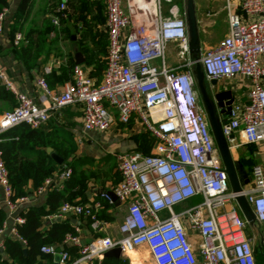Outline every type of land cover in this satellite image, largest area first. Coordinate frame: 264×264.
<instances>
[{
	"label": "built area",
	"instance_id": "obj_1",
	"mask_svg": "<svg viewBox=\"0 0 264 264\" xmlns=\"http://www.w3.org/2000/svg\"><path fill=\"white\" fill-rule=\"evenodd\" d=\"M171 0H103L104 31L107 38L105 67L97 82L86 69L76 65L72 82L59 93L49 89L45 67L37 77L36 86L42 94L37 104L16 91L13 83L0 70V88L9 92L14 108L0 117V134L19 125L32 129L45 125L61 115L67 107L80 113L82 134L91 131L105 133L117 121L128 124L135 117L155 139L153 154L137 150L116 156L120 183L113 193L116 201L126 203V215L120 224L122 237L114 241L108 236H96L84 244L77 235L67 233L60 250L54 245L42 246L44 255H59L58 264H67L65 249H78L79 257L71 264H101L103 255L120 248L126 253L145 246L154 264H256L247 223L235 204V194L227 177L207 121L191 72L184 19L177 5H170L167 16L162 2ZM228 32L214 47L201 50L199 63L207 83L215 80L237 81L245 89V99L233 100L229 116L221 122L230 151L236 147L237 132L243 145H264V0H240L239 10L231 0H225ZM68 0H58L53 26L66 10ZM236 9V11H234ZM8 7L0 11V34ZM51 32L49 36L54 37ZM23 40L15 33L13 46ZM176 43L179 61L168 66L165 61L167 44ZM158 64H156V62ZM214 93L215 87H211ZM156 112V115L154 113ZM229 136L233 138L228 139ZM4 139L0 138V142ZM65 169L58 176L61 184L69 179ZM52 179H45L37 188L42 195ZM0 191L4 208L11 219L8 234L6 224L0 227V250L5 237L26 241L17 232L24 219L16 214L29 202L26 196L12 199L7 170L0 149ZM255 216V223H264V167L251 168L249 183L242 189ZM199 197L192 207L187 203ZM102 198L112 203L109 196ZM99 204H64L57 215H81L89 220L95 233L103 231L95 208ZM183 207L175 212V207ZM187 231L196 233L200 243L195 254L187 239Z\"/></svg>",
	"mask_w": 264,
	"mask_h": 264
},
{
	"label": "crops",
	"instance_id": "obj_2",
	"mask_svg": "<svg viewBox=\"0 0 264 264\" xmlns=\"http://www.w3.org/2000/svg\"><path fill=\"white\" fill-rule=\"evenodd\" d=\"M19 1L20 0H9L7 6L8 14L4 25V31L2 34H0V70L8 79L11 80L16 91L28 96L35 103L40 104L42 94L36 86V79L43 73V69L49 66L51 70L49 74L45 75L46 83L51 91L56 93L61 92L66 84L72 82V69L74 66H76V53H79L81 55V59L83 60V62L80 64V66L86 69L88 75L95 79L97 82L101 79L102 72L105 66L106 47L103 57V69L99 70L98 73L95 64H91L88 61L90 57L83 54L82 50L78 48V45L74 41L75 37L73 36L68 37V39H66L65 35H57L56 37L54 35L55 38H51L49 36V38L53 40L51 42H46V51L37 61L36 67L32 69L25 68L16 59L15 56L14 47L19 46L20 43L17 46H13L14 34L20 33L23 36L26 31L33 29L36 30L39 27L37 26L38 24L32 22V19H30L29 16L22 22L20 30L16 31L14 34L11 33L10 25L13 22L12 20ZM34 1L35 0H33V3ZM37 1L41 2V16H46V11H44V9L46 10V8L44 6L47 0ZM100 1L103 5V1ZM208 1L216 3L217 1L220 2L225 0ZM232 1V4L234 6L237 5V13L241 14L239 10L240 0ZM69 2L70 0H68V5ZM206 3L210 5L208 2ZM220 7L218 8L219 10H216L212 5H210L205 9V13L207 16L211 15L218 18L220 11L223 9L226 10L224 6H222L221 8ZM234 11H236V9ZM241 16L243 17L242 14ZM197 20L198 29H200V21L198 16ZM208 25L211 27V24ZM222 26L225 27V30L222 35L218 37V39L214 41L211 40L208 42V44L205 45L203 44L202 38H200L201 50L203 48L204 50H207L214 47L220 40L226 37L228 32L227 17L226 23H224ZM101 28L106 38V34L104 31V21ZM222 90H229L231 92L232 99L235 101L242 102L245 99V89L237 87L236 80L222 81L217 83V85L215 86V91L217 92ZM11 96V94L8 96L0 94V117L5 112H9L14 108L15 101L13 96ZM154 115H156V112L154 113ZM65 119L68 124H64L62 129L66 136L70 137V141L66 144L64 150L65 158L57 155L54 151L50 152V156L52 154H55L62 159V162L59 165L56 163V161H54V159L51 158L59 167L55 172H53L51 177H49L50 179H52L51 184L46 188L45 192L42 195L36 194L37 189L34 191L29 189V195L26 196L29 202L21 206L16 214H19V212L30 206H44L46 203L47 193L54 189H62L65 182L68 180H65L61 184L57 176L65 169H69L72 173V187L70 189V193L66 196L67 200L63 201L60 204L59 208L64 204L93 206L98 203L99 206L95 208V211L97 216L98 213L100 214L101 218L98 217V219L103 225V231L100 233L93 232L90 228L89 220L81 215L69 214L60 217L59 215H57L59 208L55 213L43 218L41 229H47L54 222L66 221L71 228L70 233L77 235L84 244H89L96 236H108L112 240L117 241L122 237L119 227L126 215L127 204L119 203L118 201L114 203L112 202L110 204L102 198L103 194L107 195L108 191L113 192L120 183V176L116 170V156L120 153H125L134 149H140V152L142 151V153H146V155L153 154L156 141L150 135V133L145 130L140 121L135 117H133L130 122L125 125L115 121L110 126L109 130L105 133L91 131L87 134L81 133L80 113L76 107H67ZM57 123L59 124V120L57 117L50 119L44 125V130L50 131L52 129L51 125H56ZM234 140L236 143V147L231 150V155L234 160L238 161L242 156H244L245 160L251 159L253 163L252 167L255 165L264 167V145H252V150L248 153V150H243V145L237 147V143H242V139L240 135L237 134V132L234 134ZM101 142L105 145V148L103 149L99 148V144ZM256 153H259V156H256ZM256 157L260 159L254 160V158ZM244 169L247 171L249 177L251 170L248 171L245 167ZM0 209H2L5 213V219L3 223L6 224L5 234H8L9 228L11 226V219L9 218L7 211L4 208V195L1 191ZM245 230L247 236L251 239V247L253 250L255 263L264 264V244L260 240L264 237V223L259 225L255 224L254 226L247 225ZM186 234L189 243L191 244L195 254L197 255L200 237L196 233L190 231H187ZM53 245L57 248V251L60 250L59 244ZM104 255L102 257L101 264H154L151 255L145 246L135 247L134 249L126 253L120 252L119 257L117 258L113 256L106 257ZM57 256L58 254L51 256L52 264H58Z\"/></svg>",
	"mask_w": 264,
	"mask_h": 264
},
{
	"label": "trees",
	"instance_id": "obj_3",
	"mask_svg": "<svg viewBox=\"0 0 264 264\" xmlns=\"http://www.w3.org/2000/svg\"><path fill=\"white\" fill-rule=\"evenodd\" d=\"M8 3L9 0H0V11L7 7ZM32 7L33 0L19 1L13 22L10 25L11 33L14 34L20 30L22 22L30 16ZM50 26L51 23L49 25L45 21L42 27L26 31L19 46L14 47L16 59L25 68H35L37 61L46 51V42L53 40L49 38L52 27ZM0 94L10 95L2 87ZM66 112L67 108L57 117L59 124H50L52 127L50 131H45L44 125L32 129L23 124L0 134V138L4 139L0 142V149L7 170L8 183L12 189L11 198L13 200L29 195V189L36 190L59 168L51 159L50 152L54 151L57 155L65 158V146L70 141V137L66 136L62 129L64 124H68L65 119ZM134 150L140 151V149ZM243 150H248L249 153L252 150V145L244 146ZM238 161L247 170H251L253 165L251 159L245 160L242 156ZM71 187L72 173L62 189H54L47 193L44 206H30L19 212V216L24 219V222L18 226L17 232L26 241V246L23 247L17 240L5 237L4 248L0 252V264H52L51 256L42 254L40 248L44 245L60 244L64 236L71 232V228L65 221L54 222L47 229L42 230V220L55 213L60 204L67 200L66 196L70 193ZM98 217L101 218L99 213ZM4 219L5 213L0 209V227ZM23 249H26L25 255ZM65 250L69 256L67 264H71L79 257L78 249L70 247Z\"/></svg>",
	"mask_w": 264,
	"mask_h": 264
},
{
	"label": "rangeland",
	"instance_id": "obj_4",
	"mask_svg": "<svg viewBox=\"0 0 264 264\" xmlns=\"http://www.w3.org/2000/svg\"><path fill=\"white\" fill-rule=\"evenodd\" d=\"M170 4L162 2V13L166 17V10L170 5H177L180 9L181 16L183 17V7L182 0H171ZM196 14L200 21L199 35L203 40V44H208L209 41H214L222 35L225 30V27L222 26L226 23L227 9L221 10L218 18L216 16H207L205 9L212 5L216 10L221 6L226 8V2H210L208 0H194ZM208 2L210 5H208ZM37 0L34 1L33 7L30 13V19L33 23L38 24L37 26L42 27L43 23L47 21L50 25L51 17L56 15L55 9L57 7L58 0H47L45 4L44 11H46V16H41L42 6ZM231 3L233 1L231 0ZM220 7V8H221ZM219 10V9H218ZM211 13V11H210ZM59 17L58 26H53L51 23L50 31L55 35H65L66 39L68 37H75V42L78 45V48L82 50L83 54L88 55L90 58L88 61L91 64H95L96 70H102L104 64V54L106 45V38L102 31V24L104 21V10L103 5L100 0H70L68 7L62 14L57 15ZM45 17V18H44ZM222 17V18H220ZM225 18V19H223ZM218 19V20H217ZM36 21V22H35ZM211 24V27L208 25ZM219 25V26H218ZM50 32V33H51ZM201 42V39H200ZM204 50V48L202 49ZM178 48L176 43H169L165 49V61L168 66H174L179 61L177 55ZM159 61L156 62L158 64ZM99 148H105V145L101 142ZM259 156V153L255 154ZM260 159L258 157L254 160ZM249 171V170H248ZM201 202L199 197L191 200L190 203H187L186 207H192ZM181 207H175V212L182 210ZM59 258V255L57 256Z\"/></svg>",
	"mask_w": 264,
	"mask_h": 264
},
{
	"label": "water",
	"instance_id": "obj_5",
	"mask_svg": "<svg viewBox=\"0 0 264 264\" xmlns=\"http://www.w3.org/2000/svg\"><path fill=\"white\" fill-rule=\"evenodd\" d=\"M183 19L185 23L188 54L192 62V75L195 82V87L199 95V100L203 111L207 117V121L215 142V146L220 156L223 166V172L227 177L229 188L235 194V204L247 225L254 226L255 216L252 212L245 197L241 194L242 189L249 183L247 171L237 160H234L229 149L227 138L224 137L221 129V122L229 116V108L233 102L231 92L229 90H222L212 93L211 87H215L217 82L215 80L207 83L204 78V72L199 63L201 54V43L198 29V20L194 0H182ZM83 62L79 53L75 54V64L80 65ZM233 138L229 136L228 139ZM51 158L57 164H61L62 159L55 154ZM111 202H117L116 197L112 191H108ZM264 244V237L260 239ZM120 248H113L105 253L104 256L119 257ZM26 254V250H23ZM58 258V257H57ZM59 261V258H58Z\"/></svg>",
	"mask_w": 264,
	"mask_h": 264
}]
</instances>
